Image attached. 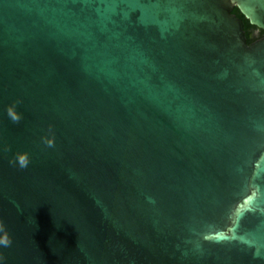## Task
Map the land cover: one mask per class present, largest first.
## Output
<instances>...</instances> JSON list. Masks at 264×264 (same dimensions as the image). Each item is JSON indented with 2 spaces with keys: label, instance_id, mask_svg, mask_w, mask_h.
Returning a JSON list of instances; mask_svg holds the SVG:
<instances>
[{
  "label": "water",
  "instance_id": "obj_1",
  "mask_svg": "<svg viewBox=\"0 0 264 264\" xmlns=\"http://www.w3.org/2000/svg\"><path fill=\"white\" fill-rule=\"evenodd\" d=\"M234 8L264 32V0H0L4 264H264V38Z\"/></svg>",
  "mask_w": 264,
  "mask_h": 264
},
{
  "label": "clouds",
  "instance_id": "obj_2",
  "mask_svg": "<svg viewBox=\"0 0 264 264\" xmlns=\"http://www.w3.org/2000/svg\"><path fill=\"white\" fill-rule=\"evenodd\" d=\"M20 103L21 101L17 100L12 104H9L6 108L7 117L13 124H19L23 119V114L17 110ZM49 132H52L51 127L49 128ZM42 141L49 148L55 146L54 136L42 137ZM30 163L31 160L27 152H18L12 159L9 160V164L11 166L17 167L21 170L27 169ZM12 244L13 239L7 230V226L5 225L3 220L0 219V248H10ZM5 260L6 257L2 252H0V264H4Z\"/></svg>",
  "mask_w": 264,
  "mask_h": 264
},
{
  "label": "trees",
  "instance_id": "obj_3",
  "mask_svg": "<svg viewBox=\"0 0 264 264\" xmlns=\"http://www.w3.org/2000/svg\"><path fill=\"white\" fill-rule=\"evenodd\" d=\"M232 14L242 20L247 44H251L253 40L250 38V34L252 31H255L257 29L249 25L248 21L239 13L237 8H234V10L232 11ZM260 33L264 35V32L260 31Z\"/></svg>",
  "mask_w": 264,
  "mask_h": 264
},
{
  "label": "flooded vegetation",
  "instance_id": "obj_4",
  "mask_svg": "<svg viewBox=\"0 0 264 264\" xmlns=\"http://www.w3.org/2000/svg\"><path fill=\"white\" fill-rule=\"evenodd\" d=\"M250 38L254 41L264 38V35L260 33L259 30L252 31L250 34Z\"/></svg>",
  "mask_w": 264,
  "mask_h": 264
}]
</instances>
